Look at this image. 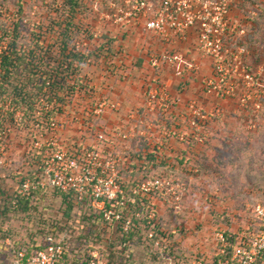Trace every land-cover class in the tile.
Returning a JSON list of instances; mask_svg holds the SVG:
<instances>
[{
    "label": "built area",
    "instance_id": "2783aa9c",
    "mask_svg": "<svg viewBox=\"0 0 264 264\" xmlns=\"http://www.w3.org/2000/svg\"><path fill=\"white\" fill-rule=\"evenodd\" d=\"M119 1L121 5L117 3ZM238 1L247 0H112L111 12L102 17V22L119 26L143 23L148 32L174 48L172 53L165 56L153 53L151 65L156 69L167 65L178 78L184 79L199 72L200 63L190 59L191 53L210 60L212 74L203 82L206 97L234 102L245 116L255 117L264 110V77L262 73L250 68L246 59L248 53L239 42L247 37L251 19L257 13L252 11L248 15L243 12L236 15L235 5ZM193 33L197 36L196 41L190 54H186L180 48L191 42ZM95 39H99L97 35ZM89 47L88 41L76 43L79 52ZM8 50L9 45L0 52V81L1 75H4L3 59L8 55ZM93 63V60H88L85 65L90 67ZM74 66L78 68L81 65L75 62ZM50 85V82L47 83L43 92L35 98L32 115H28L12 100L5 101V104L0 101V131L4 130L0 132L1 155L4 156L6 151L5 143L12 126L31 116L30 124L25 127L34 133L31 143L34 175L22 178L20 188L12 198L13 206L18 207L19 200L31 196L33 192L54 189L72 195L77 207L90 206L113 228L120 227L124 232H129L134 226L132 205L136 201L126 199L128 182L123 177L125 157L110 147L105 133H99L92 147H68L61 137L68 106L64 107L58 96L49 97ZM145 97L144 110L135 118L136 126L120 132L117 135L120 141L128 142L138 137L152 138L146 132L156 129L158 114L165 117L172 114L175 104L166 86L156 84L147 91ZM108 108L107 103L101 102L93 114L99 118ZM187 110V131L175 134L167 132L165 136L177 137L181 143L191 139L206 145L212 137V124L224 118L225 108L216 105L208 111L198 100H190ZM53 112H56V118H48ZM249 127L256 128L253 118ZM1 141L4 142L3 146ZM2 164L3 160H0ZM173 178L170 175L166 178L152 176L141 181L133 195L160 193L169 196L174 210L181 212L185 186L180 179ZM253 214L256 223L234 234V242L223 228H217L213 237L214 245L208 255L186 254L188 261L174 258L170 264H264V205H257ZM148 216L151 222L160 219L156 205L149 209ZM148 236L154 239L156 231L150 230ZM161 245L162 240H157L156 246ZM37 248L40 249L31 252L24 247L12 248V264H62L65 260V247L51 235ZM100 253L98 250L91 253L90 264H107Z\"/></svg>",
    "mask_w": 264,
    "mask_h": 264
},
{
    "label": "rangeland",
    "instance_id": "374dc122",
    "mask_svg": "<svg viewBox=\"0 0 264 264\" xmlns=\"http://www.w3.org/2000/svg\"><path fill=\"white\" fill-rule=\"evenodd\" d=\"M111 1L86 0L82 6L85 8L84 13L77 17L76 23L79 22L80 30L75 36L79 40L81 35H83L82 39L87 40L82 34L87 26L90 27L88 29L91 30V35L94 38L97 35L99 38L95 39L93 44L90 43L92 51L98 50L97 43L99 44V40L105 37L106 31L103 25L105 21L102 22V17L111 12ZM159 1L156 0V2ZM66 2L67 0H0V30L4 24L11 25L16 22L22 26L26 35H32L31 32H34L32 36H41L42 32L47 31L54 23L58 24L59 19L61 22L63 21V25L68 21L69 17L64 9ZM117 3L122 4L120 1ZM20 8H22V12ZM235 8L241 10V13L243 12L245 15L252 11L257 13V16L251 19L252 25L248 29V37L244 41L245 43L243 41L240 43L244 45V49L249 53L250 58L256 56L264 65V0L239 2ZM98 26H101V29L96 31ZM56 32L55 35L54 33L50 34V43L54 44L51 39L52 36H58L57 25ZM99 33L101 36L98 35ZM1 37L3 34L0 33V52H2V48L9 45V40H2L4 37ZM2 44L3 47H1ZM10 100L11 97L6 96L2 100V104ZM71 110L76 112V109ZM72 112L66 111L65 117L70 118ZM253 119H255L257 129H251L248 125L249 119L243 118L235 119L238 122L235 126L236 130L223 131L228 134L229 142L222 145L214 156L200 159L210 169L209 172L208 170L203 171V173L195 172L190 176L193 179L174 175L175 179L185 182L183 183L187 189L181 212L174 210L169 196L163 195V197L156 199V202L162 203L160 207L156 205L157 210L169 229L176 228L178 224L174 223L176 219H183L184 222L190 221V226L192 223V229H186L183 222L181 226L184 233L179 234L177 242V247L186 252L188 256L194 253L201 256L209 254L211 249L201 252L199 246L195 245L197 244V237L199 238L200 235L210 234L209 237H206L207 239L212 235L214 237L217 228H223L226 233L232 235L238 234L249 225L256 223L253 209L257 205H264V110L257 118L254 117ZM2 121L6 123V121ZM30 121L31 116L26 117L24 122H19L16 125L13 123L14 126H12L9 138L5 143V157L0 154V160H3V164L0 165L2 192L0 197V264H10L8 253L11 247H17L19 244H43L45 238L52 234V231L70 239L71 243L68 245L72 244L73 255L67 263L81 264L83 263L81 250L97 247L96 250L100 252L101 248L98 245L102 248L107 247L102 242H97L95 238H92L90 243L80 240L83 233L89 230L87 222L83 220V214L87 211H83L84 209L77 206L73 210H69L63 202V198L54 195L53 190L31 198L30 210L26 207L22 209L8 205L19 190L22 178H31V174H34L35 171L34 160L31 157V143L34 133L25 127V125L30 124ZM232 127L234 126L232 125L230 128ZM222 128L225 129L223 126ZM216 132L222 136L224 134L220 128ZM234 135L238 137L234 139ZM211 139L205 146L213 141ZM1 144L3 146L4 142L1 141ZM226 147L229 148L228 152L223 150ZM221 150L227 155L222 154ZM200 160H196L195 164ZM200 199L201 203L198 202ZM196 201L199 204L196 205ZM202 219H206L205 223L199 222ZM99 225L101 224L99 223ZM110 233L111 231L107 230L105 240H110ZM116 246H118L117 243ZM178 248L177 250H179ZM147 255L146 248L141 246L135 248L133 252L128 251L124 254L133 264L145 261L148 259ZM150 258L151 256H149V261ZM171 258L173 257L168 259Z\"/></svg>",
    "mask_w": 264,
    "mask_h": 264
},
{
    "label": "crops",
    "instance_id": "0c3cea01",
    "mask_svg": "<svg viewBox=\"0 0 264 264\" xmlns=\"http://www.w3.org/2000/svg\"><path fill=\"white\" fill-rule=\"evenodd\" d=\"M235 14H241V10L239 11L238 8H235ZM103 25L106 31L104 38L114 40L113 49L109 51L104 49L105 47L102 45L107 40L103 41L102 44H97L99 48L98 59L86 70L94 93L90 97L83 93H78L77 102L71 108L76 109V112H72L70 118H63L65 123L61 137L68 147L72 148L78 145L92 147L96 144L99 133H105L110 147L116 149V152L118 151L125 157L124 170L131 168L133 171V166H141L154 151L156 154L160 153V156L168 158L170 161L169 166L175 172H184L187 167L191 169L195 166L196 160L214 156L222 145L229 142L228 134L223 131L236 130L235 126L238 122L235 119H243L247 116L238 110L234 102L207 98L204 94L203 82L206 77L212 74V66L210 60L190 54L197 37L195 33L191 36V42L181 46L180 49L184 50L186 54H190V59L200 63V70L195 75L181 79L167 65H162L158 69L151 65L150 60L153 53L165 56L172 53L174 48L164 44L155 34L148 32L143 23H133L129 26H119L111 23ZM100 29L101 26H98L95 30ZM98 35L101 36V33ZM247 37L242 39L243 43H245L244 41ZM242 46L244 48V45ZM102 48L103 51H100ZM246 59L250 68L253 71L262 73L264 77L263 62H260L256 56L250 58L249 53ZM156 84L166 86L175 104L172 114L168 117L158 114L156 129L153 132H146L152 138L138 137L128 142L120 141L117 135L136 126L135 118L144 110L146 93ZM190 100H198L199 104L208 111L216 105H223L226 110L224 119L212 124L211 141H213L207 146L196 145L190 147L181 143L177 137L165 136L167 132L175 134L179 130L180 132L187 131V122L185 120L189 115L187 104ZM101 102L107 103L109 108L101 117L97 118L94 116L93 111ZM257 120L260 121L259 119ZM168 121L173 126L171 129L167 128L169 125ZM232 125L234 127L230 128ZM219 128L224 133L223 136L222 134H217L216 131ZM237 137L235 136L234 139ZM228 149L226 147L223 150L228 152ZM223 150H221L222 154L227 155ZM140 153L144 156L141 161L136 157ZM190 179L193 178L190 177ZM1 193L0 187V197ZM198 202L201 203V199ZM199 203L196 201V205ZM155 205L160 207L162 203L155 202ZM205 220L202 219L199 222L205 223ZM184 221L183 219L179 221L177 231L180 227L183 229L181 223ZM189 223L190 221L184 222L186 229H192V223L191 226ZM209 235L203 234L199 238L197 237V244L193 241L195 245L199 246L201 252L208 251L214 245L213 235L208 239L206 238Z\"/></svg>",
    "mask_w": 264,
    "mask_h": 264
},
{
    "label": "trees",
    "instance_id": "16d2710c",
    "mask_svg": "<svg viewBox=\"0 0 264 264\" xmlns=\"http://www.w3.org/2000/svg\"><path fill=\"white\" fill-rule=\"evenodd\" d=\"M85 2L86 0H67L64 9L68 14V21L63 25V21L61 22L59 19L58 24L54 23L47 31L42 32L41 36H32L34 32H31L32 35H26L22 26L16 22H13L11 25L4 24L2 26L0 33L3 34L4 38H1H3L2 40H9V50L8 55L4 56L3 59L4 75H1L0 81V101L6 96L11 97V100L17 104L20 109L25 110L28 115H32L34 113L33 104L35 98L38 94L43 92L49 82L51 83L49 97L53 98L58 96L62 105H64V107L68 106V111L70 112H72V104L77 102L78 93H83L89 97L92 96L94 89L86 74L88 67L85 64L88 60H93L94 62L97 61L99 48H97V51H92L89 47L83 52H79L76 49V43L79 41H88L91 44L94 43L95 38L91 35V30L88 29L90 28L89 26H87L82 32L87 40L82 39L83 35H81L80 40L75 36L77 31L79 32L80 30L78 27L79 22L78 24L76 23L77 17L84 13L85 8H82V6ZM21 9L22 8H20V11ZM56 25L58 26L59 32L57 37L52 36L51 39L54 41L53 44L52 42L50 43L49 39L51 37L50 34L52 35L54 33L55 35L57 33ZM105 40H107V42L102 45L105 47L104 49L106 51L112 50L114 40L111 38H103L99 40V42L102 43V41ZM46 45L48 46L45 47ZM100 51H103V48L100 49ZM75 62L79 63L81 66L75 68ZM56 116V112H53L52 114H49L48 118L53 119L56 118ZM257 116L258 115L255 117L257 118ZM246 118L249 119L250 123L254 117L251 115ZM253 121H255V119H253ZM156 124H158V122ZM168 124L167 128L171 129V127H173L172 124L169 123V121ZM158 129L163 131L160 128ZM178 132H180V130ZM183 144H187L190 147L201 145L198 141L191 139ZM160 155V153L156 154L153 151L141 166H133V171L131 168L124 170L123 177L128 182L126 187V199L128 201L131 199L136 201V204L132 205V212L135 217L134 226L129 232H124L120 227L113 228L104 221L101 215L95 213L90 206L81 208L84 209L83 211H87V213L83 214V220L87 222L89 230L88 232L83 233L80 240L90 243V240L95 238L97 242H102L107 246L102 248V246L98 245L101 248V256L107 261V264H133L131 260L124 256V254L128 251L133 252L135 248L140 246L146 248L148 259L137 262L136 264H167L168 261H171L168 263L170 264L175 260L173 258H180L188 261L185 256L186 252L177 247V242L179 240L178 236L180 233H184L182 232L184 229H179L177 231L179 224H177L175 229H169L165 224L164 219L162 220L163 217H160L158 221L154 222H151L149 219V209L155 205L156 199L163 197V195L156 193L134 196L133 191L138 187L141 181L150 179L152 176L166 178L169 175L170 177L179 175L182 178L188 179V177L195 174L197 170L199 173H203L205 170H208L209 172L210 169L200 160L191 169L187 167L184 172H175V170L169 166V159ZM136 157L141 161L144 156L140 153L136 155ZM31 175L33 177L34 174ZM51 190H53L52 192L54 195L63 198V202L67 205L69 210L75 208L76 205L72 195L63 194L54 189L48 191ZM186 190L185 187V191ZM43 192L45 191L40 190L33 192L31 196L20 199L18 207H21L22 209L26 207V209H29L31 198L40 195ZM8 205L11 207L13 206V203L10 202ZM180 220L181 219H176L174 223H179ZM216 221H219V219H216ZM99 223L101 225H99ZM181 224L183 225V223ZM152 229L156 231V237L154 239H150L148 236L149 231ZM107 230L111 231L110 240H105ZM51 233L52 234H49V236L51 235L55 237V239L65 247L66 256L62 264H68L67 261L73 255L72 244L68 245L71 243L70 239L66 236L62 237L57 235L56 232L53 231ZM228 235L230 236V240L234 242L236 236L230 233H228ZM160 239L162 240V245L157 247L156 242ZM116 243L118 246H116ZM38 245L39 244H19L17 247H24L31 252L40 249L37 248ZM82 247L84 248V245H82ZM12 248L14 247H11V250L8 253L10 264H12L13 261ZM177 248L179 250H177ZM94 249L96 250L97 247H90L89 249L81 250V256L83 259V263L81 264H90L92 258L91 253ZM149 256H151L150 261ZM169 257L173 258L168 259Z\"/></svg>",
    "mask_w": 264,
    "mask_h": 264
}]
</instances>
